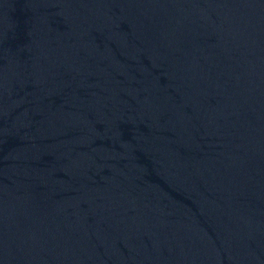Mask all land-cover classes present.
<instances>
[{
    "label": "water",
    "instance_id": "1",
    "mask_svg": "<svg viewBox=\"0 0 264 264\" xmlns=\"http://www.w3.org/2000/svg\"><path fill=\"white\" fill-rule=\"evenodd\" d=\"M0 264H264V0H0Z\"/></svg>",
    "mask_w": 264,
    "mask_h": 264
}]
</instances>
